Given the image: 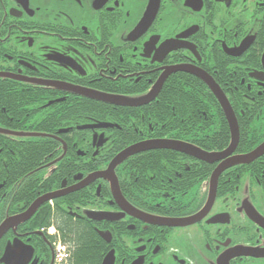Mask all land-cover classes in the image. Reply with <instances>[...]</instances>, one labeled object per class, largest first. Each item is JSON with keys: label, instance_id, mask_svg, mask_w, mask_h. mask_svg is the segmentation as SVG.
Here are the masks:
<instances>
[{"label": "flooded vegetation", "instance_id": "obj_1", "mask_svg": "<svg viewBox=\"0 0 264 264\" xmlns=\"http://www.w3.org/2000/svg\"><path fill=\"white\" fill-rule=\"evenodd\" d=\"M263 110L264 0H0V227L34 207L0 259L18 240L16 264H56L58 242L69 264L62 216L97 236L98 264H264V152L214 180L264 145ZM151 141L199 156L145 150L85 184Z\"/></svg>", "mask_w": 264, "mask_h": 264}, {"label": "water", "instance_id": "obj_2", "mask_svg": "<svg viewBox=\"0 0 264 264\" xmlns=\"http://www.w3.org/2000/svg\"><path fill=\"white\" fill-rule=\"evenodd\" d=\"M196 75V74H195ZM160 87V85H158L156 88L158 89ZM74 92H77L78 94H83L86 95L85 93L81 92L78 89H73ZM91 97H93L94 99L100 101V102H104L107 104H112V105H129V104H135V103H146L150 100H152L155 96H156V92L149 94L148 96L140 99L138 102L135 103H130L131 100H122L120 98H116V97H112V96H106V95H101V94H96V95H89ZM225 105H221L225 116L227 118V121L229 123V129H230V134H231V141H230V145L229 147L222 153L220 154L218 157L219 158H225L228 157L232 154V152L234 151L237 141H238V129H237V125H236V121L234 118V115L229 107V105H227V103L225 101H222ZM152 149H172V150H176V151H180L182 153H187L190 155H194V156H199V151L189 147V146H184L183 144H178V143H166L163 141H151V142H144L135 146H132L130 148H128L127 150H125L124 152H122L121 154H119L115 160H113L108 168V171L104 173V175L102 174H98L95 175L93 177H91L90 179H88L86 181L85 184H87L88 182H90L91 180H93L94 178L97 177H105V175H107L109 172H113L114 168L121 164V162H123L128 156H131L133 154H136L138 152L141 151H145V150H152ZM264 152V145L261 146L260 148H258L257 150H255L253 153H251L248 156H243V157H233L230 158V160L228 161V163H226L223 166H220L219 169L216 171V174L214 176V180L215 177L218 176L224 169L233 166V165H239V164H248L251 161H253L255 158L261 156ZM217 178V177H216ZM115 181V179H114ZM112 184V191L114 194L115 198H121L120 193L118 191V187L116 184V181L113 182L111 181ZM51 199V198H55L54 196H48L47 199ZM34 206V205H33ZM34 207H32L31 209H29L27 211V213L22 214L19 217H16L12 220H10V222H4L1 227H0V238L3 236V234L6 232L7 228L14 223L18 224V223H23L24 221H26L30 216L33 215ZM89 219L91 220H96L98 221L99 219L97 217H95L92 213H88L86 215ZM107 218V217H104ZM100 237L104 240H106V235L104 234H99ZM22 245L18 240H14L12 243H8L4 249L3 255L0 259V263L1 264H16V263H22L23 260H25L27 262V257L30 256L31 251L29 247H25V246H20ZM114 263V257H113V253L109 252L106 257L103 259L102 264H113Z\"/></svg>", "mask_w": 264, "mask_h": 264}, {"label": "trees", "instance_id": "obj_3", "mask_svg": "<svg viewBox=\"0 0 264 264\" xmlns=\"http://www.w3.org/2000/svg\"><path fill=\"white\" fill-rule=\"evenodd\" d=\"M217 113L222 117L220 111ZM56 220L60 221L59 238L70 243L69 264H98L99 248L102 244L91 229L85 225L73 224L62 216L56 217Z\"/></svg>", "mask_w": 264, "mask_h": 264}, {"label": "built area", "instance_id": "obj_4", "mask_svg": "<svg viewBox=\"0 0 264 264\" xmlns=\"http://www.w3.org/2000/svg\"><path fill=\"white\" fill-rule=\"evenodd\" d=\"M69 254L66 247L60 243L55 244L54 261L56 264H65Z\"/></svg>", "mask_w": 264, "mask_h": 264}, {"label": "rangeland", "instance_id": "obj_5", "mask_svg": "<svg viewBox=\"0 0 264 264\" xmlns=\"http://www.w3.org/2000/svg\"><path fill=\"white\" fill-rule=\"evenodd\" d=\"M264 111V110H263Z\"/></svg>", "mask_w": 264, "mask_h": 264}]
</instances>
